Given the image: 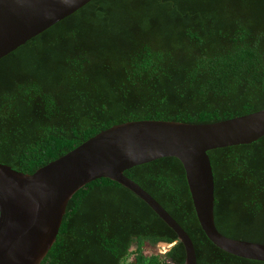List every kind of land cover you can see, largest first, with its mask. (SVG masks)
Listing matches in <instances>:
<instances>
[{"label":"trees","instance_id":"trees-1","mask_svg":"<svg viewBox=\"0 0 264 264\" xmlns=\"http://www.w3.org/2000/svg\"><path fill=\"white\" fill-rule=\"evenodd\" d=\"M264 107V0H88L0 56V162L31 172L113 123L211 122ZM222 234L264 243V134L206 150ZM184 229L196 264H264L213 245L183 169L162 156L122 171ZM173 242L162 254L143 252ZM175 233L106 177L67 199L38 264H182Z\"/></svg>","mask_w":264,"mask_h":264},{"label":"water","instance_id":"water-1","mask_svg":"<svg viewBox=\"0 0 264 264\" xmlns=\"http://www.w3.org/2000/svg\"><path fill=\"white\" fill-rule=\"evenodd\" d=\"M88 0H0V56ZM264 134V107L211 122L138 118L113 123L71 149L23 172L0 162V264H38L54 240L70 195L97 177L139 197L175 233L182 264H196L184 229L122 171L162 157L183 169L195 219L205 237L235 256L263 260L264 243L220 233L213 224V181L206 150L248 143ZM174 242V241H173ZM166 242L159 243L170 246Z\"/></svg>","mask_w":264,"mask_h":264},{"label":"rangeland","instance_id":"rangeland-1","mask_svg":"<svg viewBox=\"0 0 264 264\" xmlns=\"http://www.w3.org/2000/svg\"><path fill=\"white\" fill-rule=\"evenodd\" d=\"M167 248H168V246H166L165 244L157 242L152 246L145 244L143 247V252H145V254H147L150 251H154V252H158L159 254H162Z\"/></svg>","mask_w":264,"mask_h":264}]
</instances>
